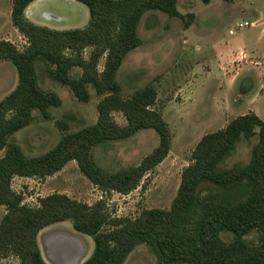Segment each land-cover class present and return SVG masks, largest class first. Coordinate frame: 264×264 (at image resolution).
Masks as SVG:
<instances>
[{"label": "trees", "instance_id": "trees-1", "mask_svg": "<svg viewBox=\"0 0 264 264\" xmlns=\"http://www.w3.org/2000/svg\"><path fill=\"white\" fill-rule=\"evenodd\" d=\"M35 1L13 0L12 4V26L27 40L25 48L19 50L10 41H0V63L11 62L18 75L15 89L0 101V153H5L0 158V206L6 209L0 223V261L16 257L20 264H47L39 234L70 221L76 232L94 242L93 252L83 264H125L140 245L151 249L156 264H264V121L254 112L236 117L199 141L169 210H144L135 219L112 218L102 202L89 206L63 194L42 198L37 207L23 203L22 195L12 188L15 177H50L75 161L102 192L129 194L167 158L171 134L163 117L152 109L157 100L155 87L149 84L124 98L117 74L126 56L142 45L138 27L146 12L186 19L178 11L179 0H72L87 7L89 23L80 29L55 30L26 17L27 8ZM185 26L189 27L190 21H185ZM86 49H91L88 57ZM40 61L49 78L68 86L79 102L90 101L89 87L103 98L94 125L65 133L53 149L28 158L11 137L33 122L34 111L50 119L49 110L62 104L56 93L40 88L36 70ZM74 68L81 70L77 77L71 74ZM113 113H122L126 124L119 125ZM58 126L67 132L63 122ZM148 129L156 132L159 143L140 165L109 173L96 164V147ZM256 136L246 166L220 167L240 140ZM203 185L223 192L245 187L248 195L236 203L223 202L217 196L202 197L199 190ZM224 232L232 235L231 242L223 241ZM254 232L257 242L250 243L246 237Z\"/></svg>", "mask_w": 264, "mask_h": 264}, {"label": "rangeland", "instance_id": "rangeland-1", "mask_svg": "<svg viewBox=\"0 0 264 264\" xmlns=\"http://www.w3.org/2000/svg\"><path fill=\"white\" fill-rule=\"evenodd\" d=\"M12 4L13 0H0V41H10L23 50L27 40L12 26ZM46 9L62 21H46L44 12L40 17L42 25L38 26L80 29L90 20L87 7L76 1L53 0ZM178 11L186 16L185 20L170 18L159 11L143 15L138 27L142 45L126 56L117 74L124 98L149 84L155 87L157 100L152 109L163 117L171 134L167 158L129 194L102 192L81 173L75 161L50 177H15L12 188L22 195L25 205L37 207L42 198L63 194L89 206L102 202L105 213L112 218L135 219L144 210H169L182 173L191 164L193 151L205 135L250 112L264 121V0H179ZM190 14L194 17L190 18ZM185 21H190L189 27ZM244 22L253 25L229 35L230 30ZM90 52L91 49H86L85 57ZM104 63L105 57L99 62L100 71ZM36 70L40 88L56 93L62 104L49 110L50 119L34 111L33 122L11 137L10 141L18 144L28 158L53 149L63 134L94 125L98 120L97 106L103 98L89 87L90 101L79 102L68 86L49 78L43 62L36 64ZM71 74L77 77L81 70L74 68ZM17 83L13 64L1 62L0 101ZM113 118L119 125L126 124L122 113H113ZM58 122L67 125V132L59 128ZM257 141V136L240 140L220 167L246 166ZM158 143L155 131L143 130L129 139L96 147L93 158L101 169L115 173L140 165ZM4 154L1 152L0 158ZM199 193L202 197L217 196L223 202L236 203L246 199L248 190L241 187L223 192L203 185ZM5 214L6 209L0 206V223ZM221 238L226 243L232 241L227 232ZM257 239L255 232L246 237L250 243H256ZM38 243L47 264H83L94 249L93 240L76 232L70 221L43 230ZM0 264H20V261L8 257ZM125 264H156V257L147 245H140Z\"/></svg>", "mask_w": 264, "mask_h": 264}, {"label": "crops", "instance_id": "crops-1", "mask_svg": "<svg viewBox=\"0 0 264 264\" xmlns=\"http://www.w3.org/2000/svg\"><path fill=\"white\" fill-rule=\"evenodd\" d=\"M72 1V0H71ZM53 0H37L32 3L26 10V17L37 25H42L41 13H49L46 9ZM42 3V4H41ZM62 26V25H60ZM55 28V27H54ZM15 29V28H14ZM16 31V29H15ZM40 247V245H39Z\"/></svg>", "mask_w": 264, "mask_h": 264}, {"label": "built area", "instance_id": "built-area-1", "mask_svg": "<svg viewBox=\"0 0 264 264\" xmlns=\"http://www.w3.org/2000/svg\"><path fill=\"white\" fill-rule=\"evenodd\" d=\"M45 14H49V13H45ZM52 16V18H44V20L46 21H55L57 20L58 22H61L62 19L59 18V17H56L55 15L53 14H50ZM49 23V22H48ZM253 23H248V22H244V23H240L236 26L235 29L233 30H230L229 31V35H235V33L239 30H243V29H246V28H249V27H252ZM241 57H243L244 55L243 54H240Z\"/></svg>", "mask_w": 264, "mask_h": 264}, {"label": "bare ground", "instance_id": "bare-ground-1", "mask_svg": "<svg viewBox=\"0 0 264 264\" xmlns=\"http://www.w3.org/2000/svg\"><path fill=\"white\" fill-rule=\"evenodd\" d=\"M42 4V3H41ZM43 17L44 18H48V17H50V14H43ZM51 18V17H50Z\"/></svg>", "mask_w": 264, "mask_h": 264}, {"label": "flooded vegetation", "instance_id": "flooded-vegetation-1", "mask_svg": "<svg viewBox=\"0 0 264 264\" xmlns=\"http://www.w3.org/2000/svg\"><path fill=\"white\" fill-rule=\"evenodd\" d=\"M50 17L52 18V16L50 15ZM50 17H48V18H50Z\"/></svg>", "mask_w": 264, "mask_h": 264}]
</instances>
